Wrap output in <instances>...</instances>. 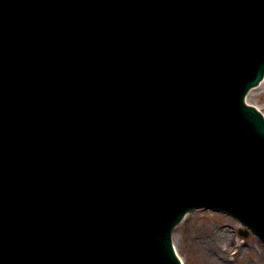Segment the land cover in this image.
Listing matches in <instances>:
<instances>
[{
    "label": "water",
    "instance_id": "water-1",
    "mask_svg": "<svg viewBox=\"0 0 264 264\" xmlns=\"http://www.w3.org/2000/svg\"><path fill=\"white\" fill-rule=\"evenodd\" d=\"M105 1L107 0H99V2ZM172 1L170 3H177ZM216 1L201 0L199 5L193 8L192 11L187 9L182 15L176 10L169 9L164 20L161 22L162 17H158L157 22L159 23L160 37L163 41L173 45V52L169 54L172 67L170 75L172 83L177 85V88L170 97H177L178 104L175 106L180 107L181 100L178 99V95H184L185 89L182 90L184 83L188 88L196 86L193 90L197 91L202 97H209V100L222 99L220 104L212 106L213 109L211 107V109L208 108L205 111L208 122L204 124L196 123L193 127V120H191L193 116H189L184 111L179 114L175 109L168 107L165 122L167 126L163 125L168 133L157 134L152 143L139 145L138 151H133L135 146L131 141H128L130 135L134 137L137 128L127 126L124 129H107L109 119L103 113L94 114L95 109L86 107L89 106L88 102L81 103V108L85 109L81 111L84 116L73 114L66 122L67 126L76 125L79 127L78 133L76 131L69 133L70 136L76 138L74 141L70 142L63 139V141H58V144L63 145L65 152L66 150L69 151L66 157L76 161L74 167L79 168L81 164L87 165L102 174L108 173L113 163L119 166H123V162L127 163L125 167L127 178L125 181L120 180L119 177L115 182L112 176L108 174L106 175L107 187L104 188L103 195L100 197L92 195L87 200L83 196L82 201L79 200L78 202L89 211L88 217L78 214L75 220L81 224L76 226V229L81 232L82 227H84L85 231L92 236L90 241L95 242L96 252L92 255L100 257V259H94L93 264H178L173 252L169 249L168 236L165 242L166 249L153 245L152 240L157 239L163 242L161 233L164 234L169 230L182 206L188 203L187 200L191 198V194L195 197L199 193H204L208 188L216 185L215 183H219L216 188L222 190L225 180L232 182V179L236 176V171H234V175L229 174L237 168V165H234L233 157L236 161L240 157L239 154L245 149L241 142H245L246 134L252 133L264 140L263 120L259 118L257 113L251 112L248 115V110L242 106L240 101L242 100L243 89L252 86L259 79L260 73H257L256 77L248 79L247 74L241 70V64L246 63L244 56L246 58L250 55L263 57L261 43L256 42L257 33L252 31L253 23L258 20L256 17H249L248 28L240 23H238V26L235 24L234 28L235 18L231 14L227 16L211 12L219 6L221 7L223 3H227L226 0H219L220 2L216 4L214 3ZM112 2L117 3L119 0H112ZM36 4L39 5L40 0H36ZM38 5L32 6L28 11L35 16L34 22H37V25H35L43 26L44 24L40 21V14L38 13ZM13 6H15L13 0H0V23L3 24L0 31V71L7 74L8 82L18 83V87L24 88V80L18 77V72L25 65L32 68L30 65L31 60L27 61L28 57L36 50H43L47 59L51 60L52 67L57 69V75L60 78L67 59H62L64 62L60 64L58 59L65 48L57 45L60 41L57 37L55 38L54 33L50 30L45 31L47 34L37 33L40 36H36L28 30L19 29L14 24L11 26L5 20L3 10L10 9L13 17L20 16ZM122 8L123 4L120 2V10ZM42 11L39 10V12ZM43 12V19L49 22L52 19L51 14L47 15L45 11ZM131 15L129 14L130 17ZM130 17L127 20H130ZM221 17L227 18L232 25L225 26L226 23ZM189 18L192 26L188 24L189 20L187 19ZM110 21H113V16H111ZM134 21L135 24L132 22L130 24L120 23L117 25L120 28H115L124 43L131 42L132 30L126 28V26L136 25L137 21ZM216 21L220 23L216 24ZM226 29L228 32L233 31L230 37L226 33ZM111 30L112 27H109L108 32ZM238 33L240 35L247 33L251 42L245 43V39ZM54 39L56 44L50 47L48 43ZM117 40L120 43V39ZM205 46L213 48L211 51L214 62L220 67L221 75L218 82H206L213 78L209 75L211 68H213L209 63L204 68L205 79L198 76V79L204 82L202 88L194 78L193 71H188V69L202 68L200 56L205 55ZM161 48L166 47L161 46ZM221 52L225 56L224 58H222ZM158 54L162 55V52L158 51ZM127 58L129 59V57ZM261 65L262 61L259 68ZM191 73H193V76L190 75ZM247 81H249L248 84ZM37 85V91L44 89V85L40 82H37ZM261 85H264V81ZM4 93L8 94L7 92ZM250 99L259 104L264 110V88L251 94ZM36 105L46 108L50 120L47 121L48 124L45 127L41 128L38 118L31 121L26 117V113L22 116L23 120L26 119L31 123H35L33 126H37L35 127V135L28 138L31 141H25V144H35L37 151L29 161L24 174L18 177L22 182L14 179L10 186L6 188L9 206L19 209L18 201L28 197L31 203L27 204L28 207L20 208V210L25 214H30L33 210L32 207H35L39 202L38 197L44 198L46 203L44 207L46 209L51 207L49 214L55 215V210H59L60 217L58 218L66 220L62 212L64 214L68 211L72 213L73 208H71L66 196L60 192L59 180H63L64 176L68 178L69 174L64 172L63 178L61 173L53 176L56 170L47 171V163L44 160L51 149V147H48L47 152V139L49 141L51 138L56 139L53 138L56 137V132L50 131V127L56 129L58 125V122L51 115L55 103L46 102L45 96H41L38 102L27 103L26 107L30 108L29 113L32 112L34 106L39 108ZM55 110L58 111L59 107H56ZM77 110L79 111V106ZM159 111L162 110L159 109ZM34 112L35 114L32 115L37 117L44 114L38 109H35ZM11 121L15 123L13 119L9 123ZM0 123H2L1 117ZM171 126H177L179 132L171 134ZM14 127L12 125L8 128ZM43 129L45 132H43ZM132 131H135V133H132ZM48 133H50L49 137L51 138H47ZM62 138L66 139L65 137ZM217 147L222 151L220 152L222 157L217 151ZM52 148H57L56 143ZM258 152L262 153V150L259 149ZM140 153H142L141 157H139ZM227 156L231 157L229 161L226 160ZM261 160L264 163V158ZM14 164L15 162L9 164L10 170ZM36 170H40L42 174H36ZM86 177V168L70 174V179L81 183L86 180L88 184L92 185L94 180ZM208 178L213 180V184L210 186L205 181ZM246 179V182H243L240 177H236L233 180V186L236 187L241 183L240 188L243 191H240L239 195L243 198L259 201L257 208L264 210V188H262L261 181H257L249 175ZM47 182L53 183L55 187L52 186L50 190L47 187ZM63 182L65 183V181ZM101 184L99 181L95 186L94 193L96 195H99L98 186ZM189 185L194 193H188ZM41 190L42 192L46 191L48 195L43 194ZM105 194L109 195L110 199L105 200ZM71 242L72 239L68 238L64 243L65 252L68 255L74 254L84 261L77 264H91L87 259L92 255L85 256V252L88 251L89 247L83 244L81 248L73 252L71 248L73 246L68 244ZM168 249L169 253L166 254L165 250Z\"/></svg>",
    "mask_w": 264,
    "mask_h": 264
},
{
    "label": "rangeland",
    "instance_id": "rangeland-1",
    "mask_svg": "<svg viewBox=\"0 0 264 264\" xmlns=\"http://www.w3.org/2000/svg\"><path fill=\"white\" fill-rule=\"evenodd\" d=\"M238 227L222 214L195 211L177 228L175 244L187 264H264L263 244L240 238Z\"/></svg>",
    "mask_w": 264,
    "mask_h": 264
},
{
    "label": "bare ground",
    "instance_id": "bare-ground-1",
    "mask_svg": "<svg viewBox=\"0 0 264 264\" xmlns=\"http://www.w3.org/2000/svg\"><path fill=\"white\" fill-rule=\"evenodd\" d=\"M209 257H211V258H212V260H213V256H212L211 254H209Z\"/></svg>",
    "mask_w": 264,
    "mask_h": 264
}]
</instances>
